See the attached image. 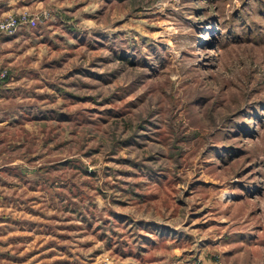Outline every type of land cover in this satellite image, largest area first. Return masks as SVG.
Returning a JSON list of instances; mask_svg holds the SVG:
<instances>
[{
    "label": "rangeland",
    "instance_id": "rangeland-1",
    "mask_svg": "<svg viewBox=\"0 0 264 264\" xmlns=\"http://www.w3.org/2000/svg\"><path fill=\"white\" fill-rule=\"evenodd\" d=\"M0 264H264V0H0Z\"/></svg>",
    "mask_w": 264,
    "mask_h": 264
},
{
    "label": "built area",
    "instance_id": "built-area-1",
    "mask_svg": "<svg viewBox=\"0 0 264 264\" xmlns=\"http://www.w3.org/2000/svg\"><path fill=\"white\" fill-rule=\"evenodd\" d=\"M30 22L27 14H23L20 17L11 16L5 19L4 21H0V36H13L16 34L18 29ZM7 77V71L0 70V82L3 81Z\"/></svg>",
    "mask_w": 264,
    "mask_h": 264
}]
</instances>
